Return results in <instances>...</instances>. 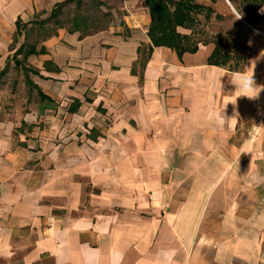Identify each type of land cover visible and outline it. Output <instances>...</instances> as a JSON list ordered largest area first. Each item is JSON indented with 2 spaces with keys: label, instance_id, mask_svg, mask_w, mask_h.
<instances>
[{
  "label": "crops",
  "instance_id": "obj_1",
  "mask_svg": "<svg viewBox=\"0 0 264 264\" xmlns=\"http://www.w3.org/2000/svg\"><path fill=\"white\" fill-rule=\"evenodd\" d=\"M65 1L0 0V264H264V2L244 54L194 26L178 55L141 0Z\"/></svg>",
  "mask_w": 264,
  "mask_h": 264
},
{
  "label": "trees",
  "instance_id": "obj_2",
  "mask_svg": "<svg viewBox=\"0 0 264 264\" xmlns=\"http://www.w3.org/2000/svg\"><path fill=\"white\" fill-rule=\"evenodd\" d=\"M73 0H66L58 4L51 17L56 18L62 7ZM143 6L149 11L151 18L148 28V37L153 47H169L181 55L185 52H194L197 49L196 42L192 44L190 36L181 35L177 28L191 29L197 22V16L204 15V19H210L213 14L211 8L195 3L194 0H141ZM216 0H211L215 2ZM234 3V0H229ZM264 2V0H261ZM29 53H34L30 51Z\"/></svg>",
  "mask_w": 264,
  "mask_h": 264
},
{
  "label": "rangeland",
  "instance_id": "obj_3",
  "mask_svg": "<svg viewBox=\"0 0 264 264\" xmlns=\"http://www.w3.org/2000/svg\"><path fill=\"white\" fill-rule=\"evenodd\" d=\"M120 1L121 0H113V7H118ZM99 3L100 0H84L82 1V5L79 8L71 7L70 9H66L63 12V16L61 18L62 23L69 24L72 16L75 15V13H77L78 11V14L80 13L81 15L90 18L91 22L99 20V12H104L98 9ZM238 3H240V7L238 6ZM221 6L222 7L220 8V11L224 13V17L221 16L220 18H211L210 20H205L204 15H199L198 23L194 28L195 33L197 34L196 38L201 41L223 39L234 52L242 55L244 54L245 46L243 45V43H241V36L237 33V30L243 27L247 28L244 20L242 21L240 17H243L244 19L249 9L246 4H243L241 0H234L233 8L235 9V11L226 3ZM235 13L239 14V18ZM43 37H45V33H40L38 36L37 34L30 33L24 38L25 40L27 38L28 40L33 41L35 39H40ZM9 68V75H13V68Z\"/></svg>",
  "mask_w": 264,
  "mask_h": 264
},
{
  "label": "clouds",
  "instance_id": "obj_4",
  "mask_svg": "<svg viewBox=\"0 0 264 264\" xmlns=\"http://www.w3.org/2000/svg\"><path fill=\"white\" fill-rule=\"evenodd\" d=\"M235 85L242 92L243 96H247L248 98H255L258 95L255 92V87H254L255 82L253 80V77L238 76V78L235 81ZM220 123H223V121L221 120ZM163 255L166 257V259L169 261L170 264L174 253L165 252L163 253Z\"/></svg>",
  "mask_w": 264,
  "mask_h": 264
},
{
  "label": "water",
  "instance_id": "obj_5",
  "mask_svg": "<svg viewBox=\"0 0 264 264\" xmlns=\"http://www.w3.org/2000/svg\"><path fill=\"white\" fill-rule=\"evenodd\" d=\"M16 65H17V63H16Z\"/></svg>",
  "mask_w": 264,
  "mask_h": 264
}]
</instances>
